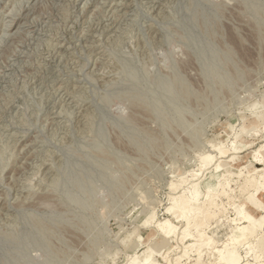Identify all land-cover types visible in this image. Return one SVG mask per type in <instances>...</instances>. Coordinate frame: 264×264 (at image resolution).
Wrapping results in <instances>:
<instances>
[{
  "label": "rangeland",
  "instance_id": "rangeland-1",
  "mask_svg": "<svg viewBox=\"0 0 264 264\" xmlns=\"http://www.w3.org/2000/svg\"><path fill=\"white\" fill-rule=\"evenodd\" d=\"M262 122L264 0H0V264H127L162 241L155 221L193 236L207 213L201 261L172 237L152 264L219 247L254 263L225 220L252 192ZM192 184L203 209L186 225L165 210Z\"/></svg>",
  "mask_w": 264,
  "mask_h": 264
},
{
  "label": "bare ground",
  "instance_id": "bare-ground-1",
  "mask_svg": "<svg viewBox=\"0 0 264 264\" xmlns=\"http://www.w3.org/2000/svg\"><path fill=\"white\" fill-rule=\"evenodd\" d=\"M259 125V124H258ZM258 125L252 130L251 135L252 136H257L259 135L262 130H264V122L261 123L262 125V130L258 128ZM235 141V140H234ZM231 142L230 149L227 148V145L224 143H220L219 146L216 148L218 151V154L220 157H224L228 154L229 151L233 152V154H236L238 151L237 146L235 145L236 142ZM230 143V142H229ZM246 146V145H245ZM262 151H264V145H261L258 149L254 151V154L252 155L253 159V166L251 169H249L250 166L242 168V170H245L248 174L246 180H245V186L244 189L249 190L252 189L251 194L247 197V201L242 206L241 209L237 210V216L235 219H230V220H225V223L228 225L230 229V236L227 238V241L229 244H236L241 246V248H244L245 254H253L254 256H258V259L261 257L260 255L264 252V248L261 246V242L264 241V232L260 233L258 236L252 238L251 236V231L252 229H259L262 226V222L260 219H256L253 216V211L262 208L264 209V169L258 168L259 165L263 164L264 165V156L262 155ZM212 156L208 155L207 157L205 156L204 159V165H208L212 163L213 161ZM229 162H234V157H230ZM205 166H202L203 168ZM207 166V167H208ZM264 167V166H263ZM215 171H219L221 168V165L215 164L214 167ZM247 169L250 171H247ZM221 172V171H220ZM200 174V173H199ZM199 174L193 173L192 176L190 174V178L194 179V181H198L197 178H199ZM228 174H223L222 179L225 181V178L227 177ZM183 178V177H182ZM189 178V180H190ZM181 179V177H180ZM188 178H184L181 180H184L187 182ZM180 180V181H181ZM219 180V179H218ZM223 180L221 182H216L213 186L209 187L206 190L207 197L205 199H210L213 197L215 194L214 192L216 191L217 187L220 186L222 190L224 188L223 185ZM192 181V180H191ZM190 181V182H191ZM183 182V181H181ZM185 182V183H186ZM195 182V183H196ZM173 191L177 190V187L172 186ZM219 189V188H218ZM188 196H184L185 194L182 193L180 196L178 195L177 197H172L170 198V206L166 208V213L170 214L173 216V220L178 222L179 219H185L187 220L188 225V218L190 214L196 215L195 213H199L201 209L197 207L198 204V198L200 196L198 190L196 189V184H192L190 187V190L188 188L186 189ZM205 194V195H206ZM204 199V200H205ZM211 200V199H210ZM206 201V200H205ZM208 202V201H206ZM209 203V202H208ZM211 203V202H210ZM203 204V203H202ZM206 204V203H205ZM248 204V206H246ZM204 205V204H203ZM199 213L198 215H201ZM212 214V213H211ZM203 215V214H202ZM218 213H214L209 216L205 214V223L204 221L202 223H195L194 229L196 230L195 235H190L188 230L183 229L180 230L178 228V225H176L174 222H171L169 219H164L161 221H155L154 222V228L158 230L162 234V241L159 244H155L151 248H148L146 251H144L141 255H134L131 257L129 262L127 264H152L154 261L153 254L157 255H163V250L169 243V239L173 237L174 238H179L181 244H184L186 240H190L191 243L188 245H183L184 252L186 250H193L195 252L196 258V263L201 261V254L203 252H206L209 250V246L212 243V236L208 235L205 231L199 232L197 231L199 228L203 227L204 224H207L208 221L216 218ZM192 216V215H190ZM204 217V216H202ZM219 220L217 219L215 221L216 225L219 223ZM244 223H248V225L239 227ZM221 227V226H220ZM253 227V228H252ZM226 228V227H225ZM180 231V232H179ZM178 233V234H177ZM179 236V237H178ZM178 242V241H177ZM218 248V247H217ZM177 252V250H176ZM211 257H212V262L210 264H234L233 263V258H224L225 250L223 248H220L213 251L209 252ZM171 253L165 252L164 259H168ZM156 255V256H157ZM163 258V256H162ZM264 258V257H261ZM255 261L254 263H249L245 262L242 264H264V259L262 261L258 260Z\"/></svg>",
  "mask_w": 264,
  "mask_h": 264
}]
</instances>
